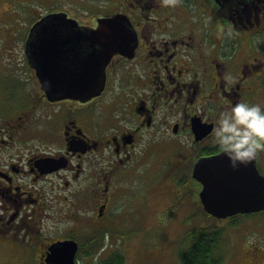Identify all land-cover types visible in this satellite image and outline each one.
I'll use <instances>...</instances> for the list:
<instances>
[{
    "label": "flooded vegetation",
    "instance_id": "af4514ba",
    "mask_svg": "<svg viewBox=\"0 0 264 264\" xmlns=\"http://www.w3.org/2000/svg\"><path fill=\"white\" fill-rule=\"evenodd\" d=\"M104 1L111 11L81 17L48 0L44 14L11 16L26 0H0V249L16 259L0 264H48L65 241L77 243L76 264H126V243L145 264H165L142 234L175 202L209 215L193 172L222 153L219 111L264 106V0ZM58 13L71 23L49 25ZM115 14L129 18L136 42L104 67L85 37ZM38 38L40 76L27 48ZM262 160L264 151L258 168ZM252 214L231 218L242 225ZM237 228L236 264H264V222L254 235Z\"/></svg>",
    "mask_w": 264,
    "mask_h": 264
},
{
    "label": "water",
    "instance_id": "95a60500",
    "mask_svg": "<svg viewBox=\"0 0 264 264\" xmlns=\"http://www.w3.org/2000/svg\"><path fill=\"white\" fill-rule=\"evenodd\" d=\"M49 17L57 18V21L49 23L55 27L71 23L64 21L63 18H67L66 13L47 16ZM130 26L129 18L122 14L98 20V28L94 31L96 37H85L86 40L91 39L92 43H95L96 62L99 58V61L102 60L105 63V67L115 55L125 54L131 49V44L136 42V35L134 36ZM55 31L60 32L56 29ZM39 38L37 41L29 40L27 48L28 52H31V61L33 62L34 59L40 76L42 39ZM61 90L73 93L78 88L64 87ZM257 156L238 168L231 165L229 158L223 152L198 161L193 176L204 186L200 197L205 211L210 216L216 219H227L240 214L264 211V176L257 166ZM77 249V243L74 241L56 243L50 249L48 264H76Z\"/></svg>",
    "mask_w": 264,
    "mask_h": 264
},
{
    "label": "rangeland",
    "instance_id": "374dc122",
    "mask_svg": "<svg viewBox=\"0 0 264 264\" xmlns=\"http://www.w3.org/2000/svg\"><path fill=\"white\" fill-rule=\"evenodd\" d=\"M43 1L26 0V2L19 3L15 5V7L8 9L7 11L9 14L7 15L11 14V16H23L26 14L25 11L28 9H36V11L44 14L47 11V8L45 9L43 7V4L45 3ZM48 2L50 4H48L46 7L51 8L52 5H57L59 9H62L67 14L74 16L90 17L92 14L98 13L99 9H103V11H111L109 9L110 4L104 0H48ZM6 9L7 8H5V10ZM1 27L7 28L8 25H2ZM24 27L25 24H22L20 21H18L14 25L15 32L21 31ZM2 49L4 50V47H2ZM15 50L18 59L20 57L18 54H21L19 42L15 43ZM259 168L260 171L264 173V160H262L260 163ZM178 204V202H175L174 207L171 208L170 211H167L164 215L161 214L159 228L158 225H156L154 229H151V233L142 234L143 239L147 243H150L149 245L152 247V249L156 250L161 257H164L165 264H181L180 252L182 250L188 249L193 244V240L190 239L189 234L192 231L211 226L219 227L224 232L223 243L220 246L221 255L224 258L223 264H236L240 256L241 248L245 242V240L242 242L243 236L241 232H239L237 226L242 227V225L246 224L247 228L253 230L256 228V224L261 223L262 221L264 222V211L252 214L248 217L239 216L237 219L242 217L247 218V220H245L244 223L240 225L238 220L235 221L232 218L224 220L216 219L210 215H203L201 213L190 211H186L185 213L178 212ZM254 232L255 230L251 231V234L253 233L252 235H254ZM124 248H126V264H145L146 260L139 259V257L136 255L135 250L137 251L138 249L135 248V245L126 243ZM9 257L12 260H16L12 254L0 249V262H3Z\"/></svg>",
    "mask_w": 264,
    "mask_h": 264
},
{
    "label": "clouds",
    "instance_id": "9594fccd",
    "mask_svg": "<svg viewBox=\"0 0 264 264\" xmlns=\"http://www.w3.org/2000/svg\"><path fill=\"white\" fill-rule=\"evenodd\" d=\"M214 143L234 168L264 151V106L244 100L219 111L213 131Z\"/></svg>",
    "mask_w": 264,
    "mask_h": 264
},
{
    "label": "trees",
    "instance_id": "16d2710c",
    "mask_svg": "<svg viewBox=\"0 0 264 264\" xmlns=\"http://www.w3.org/2000/svg\"><path fill=\"white\" fill-rule=\"evenodd\" d=\"M223 230L219 227H204L189 234L193 244L180 252L181 264H223L220 246L223 243ZM116 258H120L117 256ZM118 261H112L114 264ZM119 264H125L124 259Z\"/></svg>",
    "mask_w": 264,
    "mask_h": 264
}]
</instances>
